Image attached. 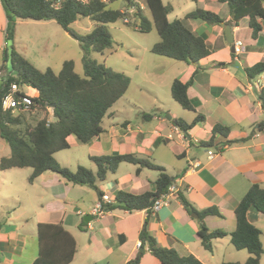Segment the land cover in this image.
Segmentation results:
<instances>
[{
	"label": "crops",
	"instance_id": "crops-1",
	"mask_svg": "<svg viewBox=\"0 0 264 264\" xmlns=\"http://www.w3.org/2000/svg\"><path fill=\"white\" fill-rule=\"evenodd\" d=\"M196 2L200 6L198 8L212 11L225 20L223 25H209L196 19L186 20L187 26L204 39L211 54L201 61L200 66L164 57L158 60L152 56L147 58V62L139 63L130 77L128 93L114 105V110L111 109L106 117L113 121L105 124L104 120V132L88 143H81L77 138L70 137L71 147L67 149L69 152H58L55 158L63 167L72 171L86 167L96 172L97 166L91 161L92 156L116 154H135L165 168L171 177H176L173 185L176 191L169 198V205L152 214L147 225L148 231L157 242L163 247L176 250L180 256L193 255L203 264L215 259L214 245L212 252L203 247L198 235V216L186 210L178 195L182 193L197 210L216 207L220 211L221 217L205 218V224L211 231L221 230L228 234L214 240L213 244L217 248L225 245L226 253L233 261L245 263L250 257L248 251H239L234 246L230 248L227 241L230 240L231 243L230 234L236 228L234 211L237 205L252 185L259 184L264 188V130L259 131V124L264 120V111L259 98L260 90L251 89L252 80L246 73L242 74L233 68L232 64L238 61L245 71L247 67L264 60V19L260 21L262 30L254 39L248 17L238 23H230L232 16L227 3L222 0ZM189 13L181 19H185ZM53 22H19L17 42L22 41L20 35L23 29L48 27ZM226 24L231 25L235 42L240 40L244 43L240 56H236L232 52V45L227 43ZM6 28L7 17L0 0V68H5L0 74V82H3L1 77L7 72L4 63L8 61L3 59L7 47ZM16 48L18 51L19 47ZM21 55L30 60L25 52ZM199 67L201 69L196 72ZM36 68L40 69L39 65ZM10 74L14 76L13 72ZM258 78L264 86V75ZM177 79L184 83L193 80L188 95L195 111H186L179 104L176 106L171 95V86ZM135 81L138 87L140 84L152 86V92L141 89L140 95L132 97L131 87ZM26 87L28 91L24 90V86L21 88L23 93L33 98L38 97L36 89ZM122 101L126 103L120 104ZM120 105L125 109L124 114L118 108ZM35 112V122L46 115ZM197 115H203L205 120L188 133L183 132L173 122L174 119H182L192 123ZM47 116L49 122L53 120L52 109L48 110ZM216 125L230 128L228 137L216 135L214 143L218 147L203 146L202 142L211 140ZM239 140L245 141L237 143ZM230 141L235 143L229 144ZM211 150L217 153L213 159L208 154ZM9 154L10 151L3 148L0 159ZM19 170L21 169L0 171V201L13 197L14 194L2 195V189L15 184L9 179L22 178L23 174ZM136 171V165L122 163L105 182L98 183V189L73 185L56 173H43L30 184L40 190V208L36 211L37 218L31 230L33 235H28L24 227L14 223L16 220L28 223L26 216L18 214L16 210L15 216L7 217L5 225H0V264L33 263L38 255L37 226L40 223L62 224L73 235L78 252L70 264H126L133 260L140 249L139 235L148 217L147 212L115 209L98 218L91 215V208L100 200L96 191L109 196L114 202L119 191L133 194L155 193L159 172L143 169L137 174ZM31 172H27V175H31ZM15 202L19 204L18 200ZM88 214L92 219L83 225L80 219L85 221ZM247 218L261 230L264 246V215L251 208ZM67 224L75 230L68 229ZM79 238L83 242L82 246ZM141 264L162 263L146 252ZM260 264H264V254Z\"/></svg>",
	"mask_w": 264,
	"mask_h": 264
},
{
	"label": "trees",
	"instance_id": "trees-1",
	"mask_svg": "<svg viewBox=\"0 0 264 264\" xmlns=\"http://www.w3.org/2000/svg\"><path fill=\"white\" fill-rule=\"evenodd\" d=\"M126 1L133 4V0H90L84 4L67 1L59 9H54L46 0H1L6 17L5 61H10L12 70L17 72L12 76L9 72L1 77L0 84V137L10 149V154L0 159V171L9 169H31L28 182L33 184L43 173L52 172L60 175L68 183L98 189V183L105 182L115 173L122 163L137 166V174L143 169H153L159 172L156 180L157 191L143 194H133L119 191L113 204H106L104 208L109 212L122 209L128 212L146 211L148 217L139 235L141 246L137 256L126 264H141L146 252L151 253L162 264H203L193 255L180 256L176 250L161 246L156 238L148 231L147 225L152 216L151 208L155 201L168 193L174 185L176 177H171L161 166L152 164L148 159L135 154H116L92 156L91 160L97 166L94 172L85 167L72 171L63 167L55 158L58 152L71 147L69 138L75 137L81 143H88L99 137L103 132V122L110 110L129 91L131 78L126 74L114 71L104 64L90 58L91 52L103 53L114 48V40L106 28L107 24L125 21L127 14L120 8L111 5ZM149 15L139 8L129 26L138 31L149 33L156 30L160 41L151 48V53L159 57L174 61L200 66L202 60L211 54V49L201 36L195 34L186 24L188 19L201 20L209 25H223L225 20L218 14L197 8L186 15L185 19L169 20L173 12L171 5H165L163 0H144ZM196 1V0H195ZM228 4L232 20L238 23L241 19L249 18L252 37L256 39L262 30L261 20L264 19L263 0H222ZM134 5V4H133ZM83 17L91 18L98 25L86 35H78L71 30V25ZM54 21L66 32L78 40L83 50L84 75L75 71L73 61H65L60 73L51 69L40 70L31 64L16 49L17 25L19 22ZM235 57L233 55V62ZM201 68H197L198 72ZM5 68L0 69V74ZM249 79L264 75V60L245 69ZM7 75V76H6ZM193 80L184 83L175 80L171 86L173 100L186 111H195L188 95ZM16 84L34 87L38 97L33 98L31 111L46 114L34 124L26 121L24 112L14 113L3 110V98L10 92L11 86ZM23 93H17L20 97ZM259 98L264 111V87L259 91ZM53 110V120L49 122L48 110ZM205 120L203 115H197L192 123L182 119H174V124L183 132L188 133L195 125ZM264 130V120L259 124V131ZM230 128L216 125L209 142H202L208 148L218 147L214 140L216 135L228 137ZM239 140L237 143L244 142ZM229 144L235 142L230 141ZM103 196V193L100 192ZM184 207L191 214L198 216L199 231L203 247L213 251V241L226 237L224 231H211L205 224L208 216L221 217L216 207L197 210L182 194H178ZM101 199V198H100ZM251 208L264 215V188L259 184L250 187L246 195L237 205L234 214L236 228L230 234L231 244L237 250H246L250 257L245 263L227 262L222 264H260L264 254L261 241L262 232L251 224L247 214ZM85 225V221L82 220ZM38 255L32 264H70L78 252V246L73 235L62 224L40 223L37 226Z\"/></svg>",
	"mask_w": 264,
	"mask_h": 264
},
{
	"label": "rangeland",
	"instance_id": "rangeland-1",
	"mask_svg": "<svg viewBox=\"0 0 264 264\" xmlns=\"http://www.w3.org/2000/svg\"><path fill=\"white\" fill-rule=\"evenodd\" d=\"M136 2L139 6H143L144 11L149 15L145 1L136 0ZM163 2L165 5H171L173 7V12L169 15L170 21L181 19L186 13L195 11L198 7H200L195 0H163ZM127 5H129V3L127 4L126 1H120L112 4L111 7L124 9V7H126ZM133 19L134 16L129 17V23H132ZM127 23L128 22L126 21L119 20L116 23L107 24L106 28L111 33L114 40V48L107 49L103 53L91 52L90 58L97 61L98 63L104 64L106 67L114 71L124 73L128 77H131L135 72V66L141 62H147V58H149L150 56L158 60H161L162 58L151 53V48L160 41V37L157 31L154 29L149 33H143L138 31L135 27L129 26ZM97 25L98 24L91 18L83 17L71 25V30L78 35H86ZM61 30V27L55 22H53L51 25H48V27L42 26L30 30L23 29L20 35V37L22 36L21 43L17 42L16 39V44L19 47L18 52H20L21 54H24L25 52L26 56L30 58L29 62L35 67L39 65L41 70L51 69L56 74L60 73L65 61H73L75 63L76 73L83 76V50L81 48V45L78 40L74 38L70 33ZM17 38L19 39V35H17ZM3 59H5L4 54ZM4 65L7 67V72H13L14 76H16V71L12 70L10 61L5 62ZM135 80H137V78ZM137 85L138 84L135 81V83L131 87L132 97L140 95L142 93L141 89H143L144 91L149 90L152 92L153 87L148 84H140L139 87ZM24 90L28 91L26 86H24ZM125 103L126 101H122V103L120 104ZM176 104V106H179L178 103ZM121 106L122 105H120L118 108H121L124 114L125 109ZM113 110L114 109H112L111 111ZM24 113L27 123L34 124L36 120V112L30 111ZM111 120L113 121V119ZM111 120L109 118H106L105 124L108 123V121L111 122ZM3 148H7L8 152L10 151L8 145L0 137V156L2 155ZM61 152H63L62 154H65L69 151L63 150ZM19 172L23 174L22 178L18 177L15 179H9L13 184H15L10 188L2 189V195H14L6 201H0V225L4 226L7 217L11 215L15 216L17 214V210L18 214L20 213L26 216V218L28 219V223H25L22 220H16L14 223L24 227V229L27 231V234L32 236L33 233L31 230H33L35 219L37 218L36 211L40 208V200L38 196L40 190L38 191L28 182V178L30 175L28 176L27 172H31V169H21L19 170ZM15 200H18L19 204H17ZM80 221H82V219H80ZM67 228L71 231L75 230L70 224H67ZM227 242V246L233 248L230 240H228ZM79 243L82 246L83 242H81L80 238ZM213 245L215 252L214 254L216 257L215 259H212V261L208 264L235 262L226 253L227 247L225 245H221L220 247H218L219 249L217 248L216 244Z\"/></svg>",
	"mask_w": 264,
	"mask_h": 264
},
{
	"label": "built area",
	"instance_id": "built-area-1",
	"mask_svg": "<svg viewBox=\"0 0 264 264\" xmlns=\"http://www.w3.org/2000/svg\"><path fill=\"white\" fill-rule=\"evenodd\" d=\"M51 4V6L54 9H59L62 4L69 0H46ZM80 4H84L90 0H71ZM102 2H109V0H101ZM133 4H129L124 9H122V12L127 14L128 16L126 17L125 21H128L129 17H133L135 13L138 12L139 8L141 10H144L143 6H139L136 0H133ZM128 4V3H127ZM244 49V43L240 40L234 42V53L236 56H240L242 51ZM261 76V75H260ZM258 76V77H260ZM252 79L250 88L251 89H259L261 90L263 86V82L259 78ZM17 93H23L21 88L17 86L16 84L11 86L10 92L3 98L2 101V108L3 110H12L14 113L17 112H30L31 107L33 105V97L30 95H27L23 93L24 95L17 97ZM209 158L213 159L217 156V153L214 151H209ZM200 164H196V166H199ZM176 191L174 186H171L168 190V193H165L161 195L154 203L153 207L151 208L152 214H155L158 212L163 206H168L169 205V198L171 195ZM114 200L111 199L107 195H103L101 199L91 208V215L95 217H102L104 216L108 211L104 208L106 204H113ZM82 214V213H80ZM141 244H139L138 247H140Z\"/></svg>",
	"mask_w": 264,
	"mask_h": 264
},
{
	"label": "water",
	"instance_id": "water-1",
	"mask_svg": "<svg viewBox=\"0 0 264 264\" xmlns=\"http://www.w3.org/2000/svg\"><path fill=\"white\" fill-rule=\"evenodd\" d=\"M231 29H232L231 25H229V24H226V25H225V34H226L227 43H228L229 45H232V52L234 53V42H235V39H234V37H233V34H232V32H231ZM232 66H233V68L237 69V70H238L239 72H241L242 74H245V71H244L243 67L241 66V64H240L238 61H235V62L232 64ZM16 75H17V72H16ZM1 82H2V81H1ZM1 82H0V84H1ZM32 88H34V87H32ZM34 89H35V88H34ZM0 95H1V92H0ZM96 193H97V195H98L99 198L102 197L100 191H96ZM195 216H196V215H195ZM84 219H85V222L88 223V222L92 219V216H91L90 214H88V215L85 216Z\"/></svg>",
	"mask_w": 264,
	"mask_h": 264
}]
</instances>
